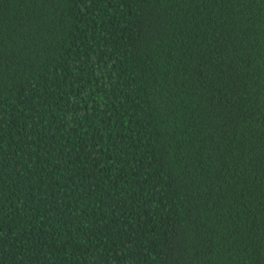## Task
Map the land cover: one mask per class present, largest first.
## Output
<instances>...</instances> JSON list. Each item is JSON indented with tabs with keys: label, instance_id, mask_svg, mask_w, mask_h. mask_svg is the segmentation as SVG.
<instances>
[{
	"label": "trees",
	"instance_id": "obj_1",
	"mask_svg": "<svg viewBox=\"0 0 264 264\" xmlns=\"http://www.w3.org/2000/svg\"><path fill=\"white\" fill-rule=\"evenodd\" d=\"M0 264H264V0H0Z\"/></svg>",
	"mask_w": 264,
	"mask_h": 264
}]
</instances>
